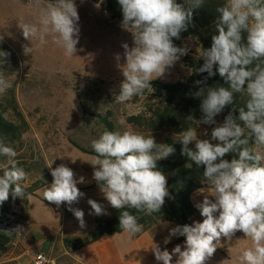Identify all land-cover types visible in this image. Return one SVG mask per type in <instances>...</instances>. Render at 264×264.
I'll list each match as a JSON object with an SVG mask.
<instances>
[{
    "label": "clouds",
    "instance_id": "9594fccd",
    "mask_svg": "<svg viewBox=\"0 0 264 264\" xmlns=\"http://www.w3.org/2000/svg\"><path fill=\"white\" fill-rule=\"evenodd\" d=\"M204 3L205 0H184L183 3L118 0L123 14L122 27L131 32L133 46L122 45L125 63L120 68L124 79L115 96L117 102L124 103L143 95L153 80L164 76L187 55L189 49L176 46L173 38H180L181 32L192 22L193 10L203 7ZM34 6L39 9L37 21L18 24L23 37L30 42L38 40L43 45L51 35L53 42L63 48L65 56L75 55L79 15L74 0L46 3L34 0ZM216 12L215 34L211 37V46L202 48L200 58L204 62L196 72L207 73L205 80L218 72L228 87L215 85L196 93L204 98L200 105L202 118L195 121L215 125L211 140L199 139L197 130L188 128L179 141L183 146L181 154L197 167L204 168L202 175L208 194L195 205L203 220L170 229L169 239L185 237L183 249L177 244L169 252L153 243L150 249L156 261L162 264H208L221 245V238L230 241L237 232L251 241V246L238 257L240 264H264V0H224ZM23 52L32 54V43L31 47L24 45ZM7 55L0 51V57ZM120 59L117 54L116 60ZM10 87L8 80L0 75V94ZM234 93L246 94V105L239 108L238 116L229 112L222 123H217L215 117L233 103ZM193 119L192 115L186 118ZM250 140L254 147L250 146ZM192 142L195 150L188 147ZM91 146L96 154L90 163L93 179L112 208L135 209L146 215L160 212L165 198L169 197V189L157 161L175 153L172 145L158 144L152 135L105 130ZM230 153L234 154L233 158L225 159ZM0 156L7 158L0 175V204L10 195L24 199L22 182L27 173L18 166L16 151L0 141ZM53 162L48 165L53 180L43 190V198L58 207L66 204L79 226L84 228L83 210L72 207L85 195L77 187L84 182V177L77 180L73 169L65 164L52 168ZM192 166L193 163L185 165L189 169ZM199 191L205 193L204 188ZM87 203L92 210L90 214H107L96 200L88 199ZM119 228L135 235L142 232L143 225L138 223L136 215L124 210L119 215Z\"/></svg>",
    "mask_w": 264,
    "mask_h": 264
},
{
    "label": "rangeland",
    "instance_id": "374dc122",
    "mask_svg": "<svg viewBox=\"0 0 264 264\" xmlns=\"http://www.w3.org/2000/svg\"><path fill=\"white\" fill-rule=\"evenodd\" d=\"M42 2L46 3L45 0ZM74 3L79 15V42L75 55L67 57L51 35L46 37L47 42L43 45L38 40L30 42L23 37L18 24L21 21L35 23L39 16L34 0H0V45L8 54L0 63V75L11 84L0 94V107L6 120L18 124L13 111L15 107L26 124V131L21 136L23 147L17 154L27 173L23 185L30 184L35 178L43 179L40 159L50 175L48 165L53 161L52 168L70 164L76 175L81 169L93 174L90 163L94 156L80 152L70 142L93 150L92 141L105 131L96 115H106L115 131L152 135L158 144H165L168 138L177 142L181 139V134H176L173 129L150 132L127 122L132 116L147 118L151 109L159 104L150 89L124 103L115 99L124 79L120 68L125 63L122 45L133 46L132 34L121 23L109 19L92 0H74ZM31 43L33 52L25 55L23 46L31 47ZM185 46L189 49L187 55L200 58L201 50L193 39L186 38L179 43V47ZM117 54L121 57L119 61ZM189 76L190 69L182 56L164 76L155 80L172 84L184 82ZM215 120L222 123L216 117ZM213 127L215 125L197 124L198 138L211 140ZM188 147L195 150V143ZM94 185H97L96 181ZM43 190L40 196H43ZM7 204L15 214L9 222L14 228L25 221L21 213L23 199L10 195ZM41 206L33 201L35 212ZM89 216L84 213L85 223Z\"/></svg>",
    "mask_w": 264,
    "mask_h": 264
},
{
    "label": "trees",
    "instance_id": "16d2710c",
    "mask_svg": "<svg viewBox=\"0 0 264 264\" xmlns=\"http://www.w3.org/2000/svg\"><path fill=\"white\" fill-rule=\"evenodd\" d=\"M45 1L48 2V0ZM92 1L99 5L100 10L104 12L109 19L116 20L122 24L123 14L118 0ZM177 2L183 3L184 0H177ZM223 3L224 0H205L203 7L193 10L192 22L187 26V30L181 32L179 39L173 38V43L179 47V43L182 40L191 38L197 43L201 51L202 48H209L211 46V37L215 34V19L218 16L216 8ZM3 49L4 46L0 45V51ZM3 61H5V57H0V63ZM183 61L190 69L189 78L184 82L172 84L162 83L157 80L152 81L151 87L148 89L154 93L159 104L151 109L147 118L141 115L127 118L129 124L144 127V129L150 132L169 128L173 129L178 135L182 134V132L188 128H196L198 123L195 120L199 121L203 115L200 110V105L204 98L202 96H196V93L199 92L201 88L215 85L228 87V85L225 84L218 72L215 76L208 77L206 80L205 77H207V73L201 74L196 72V69L202 66L204 62L203 59L184 55ZM196 81H203V83L198 85ZM233 96V103L226 106L223 112L216 116L221 122H223L225 116L229 112L238 116L239 108L246 105V94L234 93ZM13 111L18 119V124L6 120L4 117L5 112L2 107H0V141L14 148L18 154L23 147L21 136L26 131L24 130L26 124L22 115L15 107ZM189 115H192L194 119L191 121L186 120ZM95 117L100 119L105 130L115 131L113 124L108 120L106 115H96ZM70 143L80 152L95 157L96 154L93 150H86L73 142ZM165 144L172 145L175 148V153L168 158L157 161L158 169L166 175L169 189V197L165 198V203L160 212L146 215L137 212L135 209H113L111 216L107 219H98L95 223V227L87 235L83 237H64L62 242L67 251H74L88 246L104 235L111 236L120 233L122 230L119 228V215L120 212L124 210L130 211L138 217V223L143 225L142 232L164 221H169L176 225L193 224L192 218L197 215V211L190 202V194L204 185H207L202 175L204 168L203 166L197 167L194 162H191L186 156L181 154L183 146L180 142L168 138ZM253 145V142L250 140V146ZM233 155L234 154L230 153L226 155L225 159L231 160ZM15 159L18 162V166L21 167L20 163L22 159L18 156H16ZM0 161H2V167L0 168V175H2L7 158L0 156ZM188 163H193L191 169L185 167ZM39 164L42 169L43 179L35 178L28 185L22 184L25 190V197L21 210L23 220H27L28 217L27 197L34 195L40 188L52 183L51 175L45 168L42 159L39 160ZM13 216H15V214L11 212L7 201L0 204V255L7 251L16 234L15 230L11 228L9 224L10 217ZM179 240H185V237L180 236Z\"/></svg>",
    "mask_w": 264,
    "mask_h": 264
},
{
    "label": "crops",
    "instance_id": "0c3cea01",
    "mask_svg": "<svg viewBox=\"0 0 264 264\" xmlns=\"http://www.w3.org/2000/svg\"><path fill=\"white\" fill-rule=\"evenodd\" d=\"M66 166L71 167L70 164H66ZM80 177H84V182L79 183L77 187L85 195L72 207L79 208L90 215L89 221H86V227L79 226V221L68 210L66 204L58 207L40 196V192L50 186V184L46 185L36 191L34 195L27 197V220L14 225V230L19 228L21 231H15L16 234L7 251L0 255V264H33L38 253L46 255L49 259L47 264H53V262L54 264H162V262L156 261L150 249L153 243L157 244L161 250L167 249L169 252L177 244H180L183 249L184 240H179L180 236H173L169 239L170 229L177 225L164 221L139 234L129 235L121 231L111 236L104 235L88 246L67 251L62 242L64 237L87 235L95 227L98 219L109 218L114 209L104 198L98 185H94L93 174L85 173V170L81 169L75 178L79 180ZM201 188L205 189V193H201L198 189L190 194V202L197 211V215L192 218L193 223L203 220L200 211L195 207L208 194L207 185ZM88 199L100 203L107 214L100 216L90 214L92 210L87 203ZM33 201L45 208L41 206L35 212ZM250 246L251 241L246 239L242 232H237L230 241L227 238H221V245H218L208 264H240L239 255ZM174 261L175 257H173Z\"/></svg>",
    "mask_w": 264,
    "mask_h": 264
},
{
    "label": "built area",
    "instance_id": "2783aa9c",
    "mask_svg": "<svg viewBox=\"0 0 264 264\" xmlns=\"http://www.w3.org/2000/svg\"><path fill=\"white\" fill-rule=\"evenodd\" d=\"M49 263V259L46 257V255L42 253L36 254L33 264H47Z\"/></svg>",
    "mask_w": 264,
    "mask_h": 264
}]
</instances>
